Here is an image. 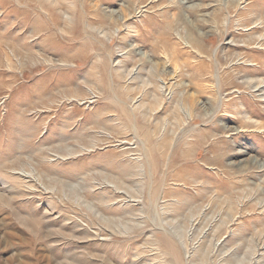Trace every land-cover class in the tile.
I'll return each mask as SVG.
<instances>
[{"label":"rangeland","instance_id":"rangeland-1","mask_svg":"<svg viewBox=\"0 0 264 264\" xmlns=\"http://www.w3.org/2000/svg\"><path fill=\"white\" fill-rule=\"evenodd\" d=\"M262 81L264 0H0V264H264Z\"/></svg>","mask_w":264,"mask_h":264},{"label":"bare ground","instance_id":"bare-ground-1","mask_svg":"<svg viewBox=\"0 0 264 264\" xmlns=\"http://www.w3.org/2000/svg\"><path fill=\"white\" fill-rule=\"evenodd\" d=\"M263 87H264V81H262V82H261V86H259V88H257V89H254L253 92L255 93V92L261 91V90H262L261 88H263ZM263 95H264V94H263ZM263 95H262V96H263ZM257 96H258V95H257ZM262 96H261V97H262ZM261 97H260V98H261ZM253 162H257V160L253 159ZM255 165H256V164H255ZM115 184H116V183H115ZM116 187H117V186H116Z\"/></svg>","mask_w":264,"mask_h":264}]
</instances>
